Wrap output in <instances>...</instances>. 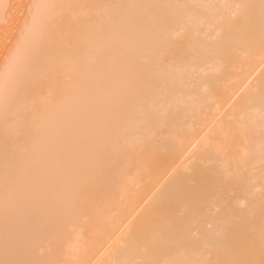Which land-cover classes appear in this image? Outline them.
Here are the masks:
<instances>
[{"label": "bare ground", "instance_id": "bare-ground-1", "mask_svg": "<svg viewBox=\"0 0 264 264\" xmlns=\"http://www.w3.org/2000/svg\"><path fill=\"white\" fill-rule=\"evenodd\" d=\"M0 264H264V0H0Z\"/></svg>", "mask_w": 264, "mask_h": 264}]
</instances>
